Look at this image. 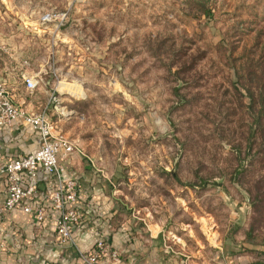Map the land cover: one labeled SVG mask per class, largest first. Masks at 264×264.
I'll use <instances>...</instances> for the list:
<instances>
[{"label":"rangeland","instance_id":"obj_1","mask_svg":"<svg viewBox=\"0 0 264 264\" xmlns=\"http://www.w3.org/2000/svg\"><path fill=\"white\" fill-rule=\"evenodd\" d=\"M0 80L73 142L117 223L186 264H264V0H0Z\"/></svg>","mask_w":264,"mask_h":264},{"label":"crops","instance_id":"obj_2","mask_svg":"<svg viewBox=\"0 0 264 264\" xmlns=\"http://www.w3.org/2000/svg\"><path fill=\"white\" fill-rule=\"evenodd\" d=\"M0 82L9 88L8 80ZM25 89L27 90L25 84ZM10 92V91H9ZM11 96V95H10ZM14 103L28 113H37L26 108L23 94H17ZM30 128L18 126L0 129V165L9 157L33 152L37 149ZM74 153L67 168L79 175V205L81 225L75 226L73 244H61L56 232L58 212L50 210L45 222L39 226L34 216L21 208L0 217V264H85L83 255L92 249L96 234L104 233L107 243L119 254L118 261L104 259L102 264H186L180 253L164 238L161 230L150 227L146 234L129 222L117 223L119 209L100 176H91L78 163ZM5 182L0 183V192L5 191ZM173 243V244H172ZM183 255V256H182Z\"/></svg>","mask_w":264,"mask_h":264},{"label":"built area","instance_id":"obj_3","mask_svg":"<svg viewBox=\"0 0 264 264\" xmlns=\"http://www.w3.org/2000/svg\"><path fill=\"white\" fill-rule=\"evenodd\" d=\"M67 17L66 13L60 16L47 14L43 22L63 24ZM24 84L31 92L38 86L32 77L25 78ZM18 126L32 130L37 149L9 157L0 165V183L4 181L6 188L0 192V217L21 208L42 226L49 211H56V232L61 244H73L75 226L82 223L78 210L79 175L67 168L66 163L71 162L75 146L66 135L57 131L55 123L45 113H28L18 107L8 86L0 82V129ZM108 258L118 261L119 254L112 250L104 233L96 234L92 249L83 255L85 264H102Z\"/></svg>","mask_w":264,"mask_h":264},{"label":"trees","instance_id":"obj_4","mask_svg":"<svg viewBox=\"0 0 264 264\" xmlns=\"http://www.w3.org/2000/svg\"><path fill=\"white\" fill-rule=\"evenodd\" d=\"M264 88V85H262ZM251 106L255 110V115H254V121L258 126V131H259V136L256 138L254 141L257 144V141L261 139L262 145H264L263 140H264V98H261L259 100H256L254 97V94L251 95ZM251 146V145H250ZM252 149V148H251Z\"/></svg>","mask_w":264,"mask_h":264}]
</instances>
